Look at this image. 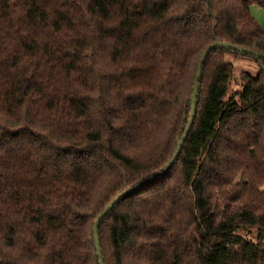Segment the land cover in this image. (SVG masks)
Instances as JSON below:
<instances>
[{
  "label": "trees",
  "instance_id": "trees-1",
  "mask_svg": "<svg viewBox=\"0 0 264 264\" xmlns=\"http://www.w3.org/2000/svg\"><path fill=\"white\" fill-rule=\"evenodd\" d=\"M251 6L0 0V264H99L93 223L168 165L205 49L264 56ZM197 100L172 167L100 225L104 264H264V58L212 51Z\"/></svg>",
  "mask_w": 264,
  "mask_h": 264
},
{
  "label": "water",
  "instance_id": "water-1",
  "mask_svg": "<svg viewBox=\"0 0 264 264\" xmlns=\"http://www.w3.org/2000/svg\"><path fill=\"white\" fill-rule=\"evenodd\" d=\"M217 49L233 50V51H236L238 53H242V54H246V55H252L256 59L264 58V56L258 52L251 51L247 48L235 46V45H232L229 43L216 42V43L211 44L210 46H208L205 49V51L202 53V55L200 57L199 64L197 67V71L195 74V79H194L192 94H191V107H190L188 124H187V127H186L183 135L181 136L180 140L177 143L176 150H175L171 160L169 161L168 165L162 171L156 173L152 177H150V178H148L142 182H139L137 185H135V186L125 190L124 192L120 193L109 205H107L105 207V209L98 215V217L95 219V221L93 223L92 233H93V238H94V243H95L96 256H97V259L99 261V264H104V260H103V256H102V250H101V244H100V240H99V228H100V225L102 224V222L104 221V219L106 218V216L108 215V213L113 209V207L116 204L123 201L134 190H137V189L143 187L144 185L148 184L149 182L153 181L154 179L158 178L159 176L163 175L166 171H168L172 167L174 162L177 160L178 156L180 155L181 149H182V147H183V145H184V143L188 137V134L190 132V129L193 125V121L195 118L196 105L198 102L197 98H198L199 82L201 79L203 65H204L205 60H206L207 56L209 55V53H211L212 51L217 50Z\"/></svg>",
  "mask_w": 264,
  "mask_h": 264
},
{
  "label": "rangeland",
  "instance_id": "rangeland-1",
  "mask_svg": "<svg viewBox=\"0 0 264 264\" xmlns=\"http://www.w3.org/2000/svg\"><path fill=\"white\" fill-rule=\"evenodd\" d=\"M251 14L255 18V20L258 22V24L263 28L264 27V13L263 10L259 6H251L250 7ZM229 59V57H228ZM235 71H236V77L239 75L240 72L246 71L250 75L255 76L258 73V67L257 65L249 58L241 57L239 60L233 62ZM234 80L231 82L230 85V93H233L237 91L240 87L236 85ZM264 188V187H263Z\"/></svg>",
  "mask_w": 264,
  "mask_h": 264
}]
</instances>
